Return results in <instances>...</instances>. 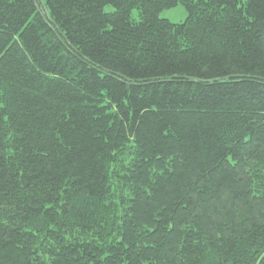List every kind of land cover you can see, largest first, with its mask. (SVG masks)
<instances>
[{
	"label": "trees",
	"instance_id": "trees-1",
	"mask_svg": "<svg viewBox=\"0 0 264 264\" xmlns=\"http://www.w3.org/2000/svg\"><path fill=\"white\" fill-rule=\"evenodd\" d=\"M0 264H264V0H0Z\"/></svg>",
	"mask_w": 264,
	"mask_h": 264
},
{
	"label": "rangeland",
	"instance_id": "rangeland-1",
	"mask_svg": "<svg viewBox=\"0 0 264 264\" xmlns=\"http://www.w3.org/2000/svg\"><path fill=\"white\" fill-rule=\"evenodd\" d=\"M109 10V8H107ZM134 15L136 16V12H134ZM187 13L185 9L178 5L174 8L165 9L160 12L159 17L161 19H166L171 23L179 24L182 23L186 19Z\"/></svg>",
	"mask_w": 264,
	"mask_h": 264
},
{
	"label": "water",
	"instance_id": "water-1",
	"mask_svg": "<svg viewBox=\"0 0 264 264\" xmlns=\"http://www.w3.org/2000/svg\"><path fill=\"white\" fill-rule=\"evenodd\" d=\"M43 11H44V14H45L46 18H47L48 20H50V17H49L48 11H47V9H46L45 7H43Z\"/></svg>",
	"mask_w": 264,
	"mask_h": 264
}]
</instances>
